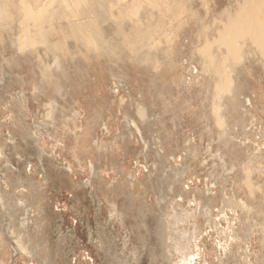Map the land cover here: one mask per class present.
Wrapping results in <instances>:
<instances>
[{
	"label": "rangeland",
	"instance_id": "374dc122",
	"mask_svg": "<svg viewBox=\"0 0 264 264\" xmlns=\"http://www.w3.org/2000/svg\"><path fill=\"white\" fill-rule=\"evenodd\" d=\"M182 1L183 26L153 19L151 36L132 33L131 14L101 23L107 43L95 49L71 36L47 54L40 42L17 52L13 36L0 45V190L22 209L11 226L47 249L12 258L0 246V264H170V234L197 264H264L253 170L264 171V68L238 64L228 101L200 50L216 38L203 26L235 0Z\"/></svg>",
	"mask_w": 264,
	"mask_h": 264
},
{
	"label": "bare ground",
	"instance_id": "6f19581e",
	"mask_svg": "<svg viewBox=\"0 0 264 264\" xmlns=\"http://www.w3.org/2000/svg\"><path fill=\"white\" fill-rule=\"evenodd\" d=\"M186 3L187 1L182 0H0V45L4 44L7 38L13 36L11 47L17 52H23L29 46L33 47L40 42L47 54L49 52L53 53L57 49L62 50L60 45L65 48L66 45L63 40L71 36L75 39L77 45L95 49L100 44L99 41L103 46L107 43L104 38L106 30H98L101 23L108 20H114L116 23L117 19L123 20L125 16L132 14L135 17V20L133 17L131 22L130 30L134 31L132 33L139 37L141 35L139 33L146 29V33L149 32L147 34L151 36L155 34L150 22L153 19H157L156 23H162L164 27L175 25L177 29L181 28L184 19L187 17H183L187 13V10H185ZM117 23L121 24L122 22L118 21ZM208 29L212 30L215 35L213 37L216 38L211 42L206 40L200 50V55L203 60L205 59L208 67L212 69L211 77H215L213 82L219 90L218 92L228 93V101L236 100V81L241 70L240 66H236L242 63L246 64L248 61L250 63L252 62L250 60L253 59H259L264 68V0H235L233 10L230 11L225 8L213 20L210 27L203 26L204 34H207ZM119 31L122 34L123 32L126 33L122 30ZM213 45H215V51L212 53L210 48ZM102 49L103 51L106 50L103 47ZM68 51V48L63 50L64 53ZM38 52L39 50H35V56L39 55L40 52ZM2 76L4 77V75ZM6 83L4 82L3 89ZM1 94L0 90V98ZM218 96L213 103V115L216 124L223 127L226 124L224 114L226 109L223 108L224 101L219 100L220 97ZM129 130L133 131L134 129L129 126ZM7 170L8 168L3 170L4 173H0V177L3 176V178L9 180L10 176L5 172ZM253 170L260 178L264 177V171L261 167L256 168L254 166ZM249 171H247L248 174ZM179 174L175 173L176 176H179ZM256 188L262 190L260 185H257ZM2 192L3 190H0L2 198L0 207L3 206L0 208V246L8 250L7 253L12 258H16L23 253L31 257H37L39 251H42L45 255L47 249L43 247V244L40 247L39 240L34 243L32 240L30 244L25 241L26 237L22 234V231L26 228L23 229L21 226L20 229H16L11 226L10 222L13 221L16 215L12 210L17 209L19 212L22 209L14 204L11 197L7 206H5L6 202H3L5 194ZM164 197L161 194L158 199L159 202H163ZM6 207L7 210L5 211ZM171 218L174 223L184 222L186 219L185 215L179 214ZM164 246L167 263L197 264L191 253V247L183 238L178 239L174 237V234L167 235ZM43 263L48 264L47 260Z\"/></svg>",
	"mask_w": 264,
	"mask_h": 264
}]
</instances>
